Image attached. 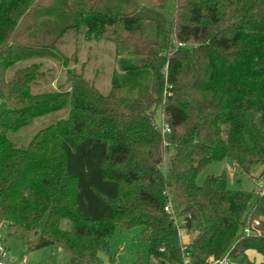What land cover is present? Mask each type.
<instances>
[{
    "label": "trees",
    "instance_id": "obj_1",
    "mask_svg": "<svg viewBox=\"0 0 264 264\" xmlns=\"http://www.w3.org/2000/svg\"><path fill=\"white\" fill-rule=\"evenodd\" d=\"M71 31L114 45L108 93L69 67ZM31 59L60 62L69 88L34 93ZM0 97V222L25 253L114 262L115 230L141 227L149 264H184V243L191 264H264V173L258 191L196 181L218 160L264 166V0H0ZM66 106L25 147L10 139Z\"/></svg>",
    "mask_w": 264,
    "mask_h": 264
},
{
    "label": "rangeland",
    "instance_id": "obj_2",
    "mask_svg": "<svg viewBox=\"0 0 264 264\" xmlns=\"http://www.w3.org/2000/svg\"><path fill=\"white\" fill-rule=\"evenodd\" d=\"M61 49L66 56L70 58L69 67L73 70H82L85 78L93 83L102 93L109 92L111 87V77L116 68L114 45L107 41L86 40L83 32L71 31L64 36ZM32 62L41 64L43 76L33 85L34 93L63 91L70 86L66 67L60 62L51 59H31L22 62L24 66ZM6 107V101L0 97V113ZM69 107L52 112L45 116L37 118L33 124L21 128L20 130L10 134V139L19 147H25L31 138L42 128L54 123L55 121L66 118L68 116ZM156 122L160 124V111L157 112ZM223 172L227 174L228 186L233 190L252 191L259 190L262 182V174L264 166L262 164L254 165L250 174H244L235 167L228 159L218 160L207 165L197 176V183L203 184L208 177L220 175ZM43 226V221L39 225V229ZM63 229L70 228V222L63 220L61 223ZM3 238L14 239L25 242L26 237L23 233L9 235L8 230L2 229ZM185 238L189 236L185 235ZM184 240V238H183ZM124 245V253L135 252L136 259L141 261L148 259L149 248L148 244L141 234V227H136L129 230H121L117 228L114 235L115 250L118 253L120 246ZM21 248L16 253H20ZM65 252V251H64ZM129 259V258H126Z\"/></svg>",
    "mask_w": 264,
    "mask_h": 264
},
{
    "label": "crops",
    "instance_id": "obj_3",
    "mask_svg": "<svg viewBox=\"0 0 264 264\" xmlns=\"http://www.w3.org/2000/svg\"><path fill=\"white\" fill-rule=\"evenodd\" d=\"M188 240V237H184V241ZM2 241L13 258L25 257L26 264H67L68 261L67 252H64V250L55 246H49L25 253L23 251L25 248V242L20 243V241H17L16 245L13 238L10 240L8 238H4ZM19 248H21L20 253H16ZM124 249V245L122 244L114 262H111L106 255L102 254L100 255V262L96 264H149V253L148 259L141 261L140 259H136L137 257L135 252L124 253ZM249 255L252 258L258 259V261L262 260V258L259 257L255 252L249 251Z\"/></svg>",
    "mask_w": 264,
    "mask_h": 264
},
{
    "label": "built area",
    "instance_id": "obj_4",
    "mask_svg": "<svg viewBox=\"0 0 264 264\" xmlns=\"http://www.w3.org/2000/svg\"><path fill=\"white\" fill-rule=\"evenodd\" d=\"M164 128L166 131L170 130L168 125H166V124H164ZM165 210L168 212L173 210L171 202H169L165 206ZM176 224L178 225V229H179L180 234L184 238L185 231L183 229H181V226L178 224L177 220H176ZM258 224H259V222L256 221L255 225H258ZM255 225H253L252 227H245L244 232L246 234H250L253 230H255L256 233L259 234L260 231L255 228ZM3 228H4V225H3V223L0 222V264H26V258L25 257L13 258L11 256L10 252L8 251V249L6 248L5 244L2 241V238H3L2 229ZM184 242H186V241H184ZM182 252H183V258H184V264H191V258H190L189 253L187 252V247H186L185 243L182 245ZM208 261L210 264H236L232 260L229 252H226L220 258L210 257L208 259Z\"/></svg>",
    "mask_w": 264,
    "mask_h": 264
}]
</instances>
